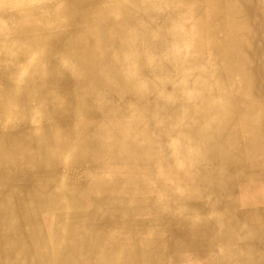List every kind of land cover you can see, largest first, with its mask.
<instances>
[{"label": "bare ground", "instance_id": "obj_1", "mask_svg": "<svg viewBox=\"0 0 264 264\" xmlns=\"http://www.w3.org/2000/svg\"><path fill=\"white\" fill-rule=\"evenodd\" d=\"M87 167L144 176L69 173ZM156 169L184 192L135 201L143 230L196 234L202 194L263 199L264 0H0V253L32 255L15 241L26 231L49 238L31 264L63 263L76 253L64 237L116 215L78 187L133 188Z\"/></svg>", "mask_w": 264, "mask_h": 264}, {"label": "crops", "instance_id": "obj_2", "mask_svg": "<svg viewBox=\"0 0 264 264\" xmlns=\"http://www.w3.org/2000/svg\"><path fill=\"white\" fill-rule=\"evenodd\" d=\"M125 30L126 29L123 31ZM43 172L45 173V171H39V175L37 173L34 175H45L46 173L44 174ZM125 172L126 171L123 172L119 169H116L114 172H108L104 169L87 167L82 170L70 171L69 173L74 176L113 175L116 177H124L127 175L132 176V179H135L136 175L144 176V174L136 172L135 169ZM168 172L170 171L163 174L156 169L152 173L154 181L148 176L149 180L145 177L144 185L136 184L133 188L124 185L123 183L117 185L113 189H107V187L98 189L92 185L79 186L78 193H82L85 197L88 196L91 198L95 207L104 208L110 205L114 208L113 213L116 215L114 217H112V214L108 215V217L104 216L102 217L103 219L101 218L102 220L100 218L90 219L89 225L91 227L93 225L96 226V230L98 231L104 229L99 232V234L75 232L64 237L65 241H71L68 242L69 246L67 247L71 250H75L76 253L73 257L64 259L65 261L63 263L58 264H216V257L221 256L233 260V262L229 264H247V254L249 252L253 255H258L264 250V209L262 208L264 207V193L261 195L263 199H259L261 201L246 200L243 202L241 198H239L238 201L234 200L235 203H233L230 202L231 200L226 196V198L229 199H227L228 204L225 201L226 198L220 200L221 196H224L225 194H220L221 196L212 192L208 195L202 194V196H204V200L201 199L202 203L205 204L204 202L207 200H209V202L199 209L201 215H199L200 219H198L197 222L194 221V219H192L191 222H188L197 226L196 234H191V232L181 233V230L174 228V226L177 225V222L173 225L174 222L166 220H162L158 225L159 229L160 226L163 225V231L165 232H151V227H145V230H143L142 226L144 225H141V223L146 221L147 218L149 221L147 220L146 222L150 223L152 218L150 216L147 217V215H142V212L134 213L132 204L134 205L135 201L145 202L146 205L149 204L147 206H153L156 205L157 200L155 199L160 192H184V186L181 184L171 182L169 184H160L155 182H159V178L163 175H169ZM258 181H261V179L252 182L250 181L249 185L254 186ZM187 185L188 187L191 186L189 184H186V186ZM152 186H156V188L153 189L151 188ZM202 186L204 185L193 184L192 187L194 189L188 191L195 192V189L197 188L198 191L201 190L204 192ZM246 191L248 192V190H245L242 187L240 188L239 185H235L233 192L235 197H237V194L241 197V194ZM254 191L264 192V187H259L252 192ZM197 195L199 196V194ZM142 196L144 197L143 201H141ZM199 199L200 197L196 200L199 201ZM227 205L229 207L230 205H233L234 207L231 206L228 208L226 207ZM254 206L263 213L262 218L260 217V219H257V217L251 215L252 212H247V208ZM222 207L226 208L223 209ZM139 209H143L144 211L143 207H140ZM258 209L253 211V213L258 215ZM249 214L252 218L248 216ZM251 220H253V224L250 223ZM30 235L32 241L29 239L27 243H29L28 246H30L32 253L35 252V255H37L36 253L39 249H46L49 238L46 239L44 235ZM59 240H61V238H59ZM108 241L110 245L108 244ZM109 247L111 250L108 249ZM44 250L43 252L47 253ZM83 251L87 252V254H82ZM198 251L202 253L200 254ZM105 253L108 254L105 255ZM203 254H205V256ZM47 255L50 257L48 253ZM108 255L109 257H107ZM46 261L49 263L48 258H46ZM36 262L37 264H44L42 260H40L41 263H38V260Z\"/></svg>", "mask_w": 264, "mask_h": 264}, {"label": "rangeland", "instance_id": "obj_3", "mask_svg": "<svg viewBox=\"0 0 264 264\" xmlns=\"http://www.w3.org/2000/svg\"><path fill=\"white\" fill-rule=\"evenodd\" d=\"M44 25H45V23H44ZM44 34V33H43ZM69 40L71 41V39L69 38ZM136 122V121H135ZM126 123V122H125ZM128 123H133V122H131V121H128ZM124 125H126V124H124ZM127 126V125H126ZM35 143V142H34ZM33 143V144H34ZM264 208V207H263ZM248 209V211L247 212H253V211H256L258 208L257 207H249V208H247ZM249 216V215H248ZM250 218H252L251 216H250ZM253 222V220H251L250 221V223H252ZM253 224V223H252ZM255 225V224H254ZM21 235H23V237L22 238H20V239H18V238H16V240L15 241H19V240H27V241H29V239H30V237H31V235L29 234V233H27L26 231H22V233L19 235V237L21 236ZM25 238V239H24ZM13 244H15L13 241H12V244L11 245H13ZM9 244H6L5 245V247L6 246H8ZM4 249V248H3ZM5 250V249H4ZM3 250V251H4ZM5 252L6 253H4L3 254V252L2 253H0L1 255L3 254V258L5 259V264H18L19 262V264H24L25 262H26V264H31V259H30V257H32L33 259H35L36 260V258H35V252H33L32 253V255H29V254H25V255H23L21 252H18V251H16V253H15V251H13V250H5ZM27 255V256H26ZM27 258V259H26ZM15 261V262H14ZM18 262V263H17ZM34 264H37V262H34Z\"/></svg>", "mask_w": 264, "mask_h": 264}]
</instances>
